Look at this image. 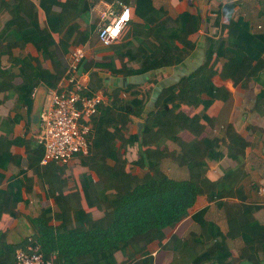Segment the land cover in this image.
Returning <instances> with one entry per match:
<instances>
[{"label": "trees", "instance_id": "16d2710c", "mask_svg": "<svg viewBox=\"0 0 264 264\" xmlns=\"http://www.w3.org/2000/svg\"><path fill=\"white\" fill-rule=\"evenodd\" d=\"M119 1L130 7L129 22L108 52L83 63L89 72L86 94L102 90L105 95L90 119L88 153L74 159L85 169L80 174V189L87 190L89 196V208H85L80 192L67 187V165L38 164L42 149L33 144L29 122H25L21 137H11L10 126L23 118L18 111L31 104V93L38 84L53 86L60 78L67 51L88 39L91 43L94 23L80 24L82 0H0V107L12 102L11 113L0 118V183L2 170L10 165L17 168L0 188V207L8 208L9 216L16 218L14 208L21 191L30 190L31 176L35 175L46 186L45 196L52 198L58 209L52 215L57 224L51 225V217L44 215L29 219L33 230L30 241L6 242V226L2 227L0 264H13V250L31 242L52 264H153L146 246L162 241L166 232L187 216L197 196L215 201L226 230L222 232L203 219L206 208L191 216L209 235V243L194 264H229L226 240L238 237L242 242L238 256L248 264H262L264 224L255 219V206L241 201L247 182L245 141L231 123L222 126L224 145L236 166L223 170L214 181L200 179L206 160L220 156L217 139L208 137L217 128L219 101L212 77L233 83L256 79L260 83L264 76V33H250L245 21L231 18L232 4L219 3L213 21L216 31L203 37L200 64L175 82L160 86L152 109L144 112L151 92L142 82L126 83L127 78L145 74L162 78V73L155 71L185 60L195 48L191 36L204 16L187 10L170 16L151 0ZM221 16L226 17L225 22L219 21ZM133 17L138 21H132ZM25 44H31L41 58H48L50 68L28 54L12 55L13 48ZM101 74L122 78L123 85L105 89ZM15 77L20 83L15 84ZM122 93L127 96L121 97ZM136 121L142 124L139 135L131 132ZM133 145L137 146V156L129 159ZM163 160L185 168L187 178L169 177L160 167ZM132 166L142 176L133 174ZM193 167L197 173L190 172ZM24 170L29 171L28 176ZM89 172L95 174V180Z\"/></svg>", "mask_w": 264, "mask_h": 264}, {"label": "crops", "instance_id": "0c3cea01", "mask_svg": "<svg viewBox=\"0 0 264 264\" xmlns=\"http://www.w3.org/2000/svg\"><path fill=\"white\" fill-rule=\"evenodd\" d=\"M113 1L114 0H82L81 8L84 6V10L79 14L80 24H95L98 18V12L104 7L106 3H112ZM151 1L155 7H163L162 3L165 1L168 3L175 1L176 6L174 13L168 11L170 16H174L178 12L184 10H187L190 13L198 12L200 16H204L199 29L191 36V40H195V48L193 52L180 64L176 66H167L163 69L155 71L162 73L163 77L160 80H165L167 84L175 82L178 77H180L185 72L195 69L202 61V50L204 46L203 37L204 35H209L216 31V26H214L213 21L215 19L214 12L217 10V5L219 3L232 4L233 8L231 12V18L233 20L240 19L245 21L248 25V31L250 33H264V0H192L191 2L190 0ZM131 2L132 0H130V3ZM131 19L132 21H138L136 17ZM219 21L225 22L226 17L221 16ZM88 41L89 39L86 41V43L87 48H89L90 51H86V56L83 60V63L88 58L98 59L101 53L109 51L108 49L93 50L97 44L91 45ZM11 52L12 55L16 57H23L28 54L38 60L44 67L50 68V60L48 58H41L31 44H25L22 48H13ZM262 57L264 59V53ZM12 71L16 73L17 69L12 68ZM141 76L143 75L136 77L140 78ZM101 77L103 85L106 86V77L107 80H109L111 77H109L108 74H101ZM136 77H128L127 79L129 80L130 78L133 79ZM111 79H117V84L110 85L111 88L121 86L119 80L121 81L122 78ZM14 82L15 84L20 83V78L15 77ZM212 82L214 86L217 87L216 98L219 99V101H217L218 106L216 107L215 113L219 119L216 123L217 128H215V131H211V133L208 134V137L217 139L220 156H218L216 159L206 160L205 172L201 177L200 182L206 180L214 181L219 175H221L223 170L236 166L234 159L227 155V149L224 145L226 140L224 138V130L222 126L226 123H231L234 129L240 136H242L243 140L245 141V145L243 147V164L247 182L245 186L246 194L241 197V201L246 204H253L255 206V219L264 224V195H258L256 192L257 187L264 179V95L262 94L264 90V76L260 83H258L256 79H250L242 83H233L230 79L222 80L217 76L212 77ZM40 89H42L45 94L47 86L44 84H38L33 89L31 93V104L28 106H23L18 111L23 116V118L10 126L11 137L14 138L23 136L25 122H29V113L34 107L38 106V100L41 97V93L39 92ZM34 96L37 97L34 99ZM223 97L225 98L223 101H221L220 98ZM5 104L6 102L0 107V118L11 113L12 111V102L10 107H7ZM147 111H149V109L145 107L144 112ZM131 132H136V130L134 131L131 129ZM30 136L33 139L35 138V135L32 133H30ZM133 146L136 147V145ZM16 151L20 153L22 158L25 157V153L23 151L21 152V150L17 149ZM134 158L131 157L129 159ZM108 163L110 164L111 162L108 161ZM74 164V160H70L67 164H65L68 166L69 173L67 187L69 190L77 189L79 191L81 183L80 174H82V172L80 173L78 171L70 170V167ZM160 167L165 169V173L171 178H187L188 172L185 168L178 167L168 160H163L160 163ZM16 171L17 168L14 165H10L5 170L1 171L3 178L0 183V188L5 187V183L11 176L15 175ZM131 172L139 177L142 176L141 171H139V169L135 166H132ZM190 172L197 173V167L191 168ZM28 175L29 171L26 170L25 176ZM89 175L93 180L96 179V176L93 172H89ZM45 192L46 186L37 178V176L32 175L30 190H22L21 199L15 205L14 211L16 212L17 217L12 218L8 214V208L0 207V221H5L6 223V242L11 244H19L22 240L27 239L24 236L33 232L29 223V219L38 215L51 217L50 224H57V220L52 218V215L55 214L58 209L52 198L45 196ZM203 208H206L203 219L213 222L222 232L226 230L222 211L220 208H217L215 201L212 200L208 202L204 196H197L192 206L188 209L187 216L179 221L172 229L168 230L162 241H152L146 246V251L152 257L153 264L195 263L194 259L200 256L205 245L209 243V235L205 232V228H202L196 222V220L191 217L193 214ZM226 244L230 249L229 264H248L238 256V251L242 247V242L239 237L227 239ZM19 246L22 247L24 245L22 244ZM203 259H205V257ZM203 264H207V262L204 261ZM262 264H264V261Z\"/></svg>", "mask_w": 264, "mask_h": 264}, {"label": "built area", "instance_id": "2783aa9c", "mask_svg": "<svg viewBox=\"0 0 264 264\" xmlns=\"http://www.w3.org/2000/svg\"><path fill=\"white\" fill-rule=\"evenodd\" d=\"M129 20V5L119 0L106 3L98 12L94 24L93 36L96 42L109 48L118 40ZM86 41L67 51L63 74L53 86L47 87L39 112L38 131L34 136L42 149L39 165L50 162L67 164L75 156L88 153L91 143L90 119L105 95L102 90L86 94L89 72L82 66L87 50ZM256 192L264 195V179ZM27 239L30 241L32 238ZM13 264L52 263L44 259L38 246L31 242L13 250Z\"/></svg>", "mask_w": 264, "mask_h": 264}, {"label": "rangeland", "instance_id": "374dc122", "mask_svg": "<svg viewBox=\"0 0 264 264\" xmlns=\"http://www.w3.org/2000/svg\"><path fill=\"white\" fill-rule=\"evenodd\" d=\"M162 6H163V8L164 9H166L167 10V12L168 11H170L171 13H174V11H175V6H176V2L175 1H172V2H164V3H162ZM166 7V8H165ZM135 18V17H134ZM90 38H91V45H95V44H97V45H95V47H94V49L93 50H98V49H102V50H109L110 48H106V47H102L101 45H99L97 42H96V39H95V37L93 36V31H92V33L90 34ZM86 51H90L89 50V48H87V50ZM184 61V60H183ZM182 61V62H183ZM180 64V63H179ZM176 66V65H175ZM144 76V75H143ZM143 76H141L140 78H137L136 76H134V77H136V78H130L129 80H128V82H126V83H141L142 82V86L144 85V87L146 88L145 90H148L149 89V92H151V94H150V99L148 100V102H147V104L145 105L146 106V108L147 109H152V104H153V101L155 100V98L157 97V93H158V90H159V88H160V86H164V85H168L167 84V82L164 80H160L161 78H159V77H152V76H148V75H145L144 77ZM155 79V80H158L157 81V83L154 81V82H151V81H147V80H150V79ZM107 81V82H106ZM123 80H119V83L121 84V85H123V82H122ZM105 85L106 86H104L105 87V89H112L111 87H110V85H116L117 84V79H115V80H113V79H109V80H107V77H106V79H105ZM107 85H108V87H107ZM120 96L121 97H125V96H127V94H120ZM105 99V98H104ZM7 107H10V105H11V101H6V104H5ZM218 119H219V117L217 116V119H216V123L218 122ZM137 128H138V124H137V122L132 126V129L135 131V130H137ZM38 144V142H37V140L34 138V140H33V144ZM136 150H137V146L136 147H131V149L129 150V154H128V156H129V158H134V157H136L137 156V153H136ZM75 158H73L72 160H74ZM215 159V158H214ZM71 160V161H72ZM70 170H74V171H78V172H84L85 171V169H83V168H81L80 166H78L77 164H74V165H72L71 167H70ZM79 192H80V195H81V204L85 207V208H89V206H88V198H89V196H88V192H87V190H85V189H80L79 190ZM6 226V223H5V221H0V228L1 227H5Z\"/></svg>", "mask_w": 264, "mask_h": 264}, {"label": "water", "instance_id": "95a60500", "mask_svg": "<svg viewBox=\"0 0 264 264\" xmlns=\"http://www.w3.org/2000/svg\"><path fill=\"white\" fill-rule=\"evenodd\" d=\"M39 92L41 93V97L39 98V100H38V106L37 107H34L33 109H32V111L29 113V131H30V133H32V134H36L37 133V131H38V124H39V112H40V108H41V106H42V99H43V97H44V91L42 90V89H40L39 90ZM37 96H34V99L36 98ZM137 122V124H138V128H137V130H136V133L139 135V131H140V129H141V122H139V121H136ZM135 122V123H136ZM32 235V233H29V234H27V235H25L24 237L25 238H28V237H30Z\"/></svg>", "mask_w": 264, "mask_h": 264}]
</instances>
